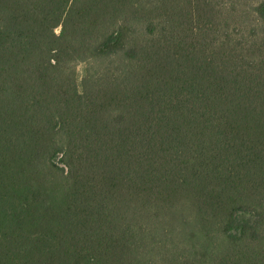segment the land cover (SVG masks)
Instances as JSON below:
<instances>
[{"label": "trees", "instance_id": "16d2710c", "mask_svg": "<svg viewBox=\"0 0 264 264\" xmlns=\"http://www.w3.org/2000/svg\"><path fill=\"white\" fill-rule=\"evenodd\" d=\"M0 264H264V0H0Z\"/></svg>", "mask_w": 264, "mask_h": 264}, {"label": "rangeland", "instance_id": "374dc122", "mask_svg": "<svg viewBox=\"0 0 264 264\" xmlns=\"http://www.w3.org/2000/svg\"><path fill=\"white\" fill-rule=\"evenodd\" d=\"M92 64L89 63H78L75 66L76 74H77V80L80 82L81 79H83L84 76H86L87 73L94 71L96 68H98V64L94 63V68H90Z\"/></svg>", "mask_w": 264, "mask_h": 264}]
</instances>
